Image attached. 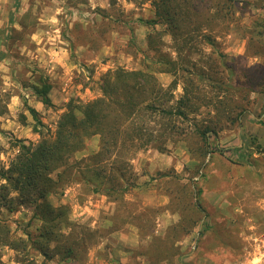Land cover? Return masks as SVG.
I'll return each instance as SVG.
<instances>
[{"label":"rangeland","instance_id":"obj_1","mask_svg":"<svg viewBox=\"0 0 264 264\" xmlns=\"http://www.w3.org/2000/svg\"><path fill=\"white\" fill-rule=\"evenodd\" d=\"M234 9L230 21L212 23V44L194 34L188 59L205 82L195 74L192 80L209 104L189 115L191 126L183 122L185 135L165 152L147 149L128 158L124 176L114 179V186H126L124 193H94L73 166L63 189L47 195L52 208H67L75 233L90 234L86 247L75 250L78 261L56 255L46 264H264V0H236ZM153 18L151 0H0V167L14 158L15 139L39 140L34 126L53 132L69 100L100 96L97 86L107 72L144 65L155 71L159 57L177 59L165 27L143 24ZM10 23L13 43L3 55L2 31ZM153 33L163 42L159 50L148 45ZM155 75L165 87L174 79ZM39 76L52 86V107L32 95ZM176 80L177 100L184 81ZM25 105L36 110L40 125ZM203 126L215 132L210 146L224 153L215 147L204 153L194 133ZM97 144L92 138L75 159L95 154ZM33 213V206L0 209V218L14 240H25L38 226ZM69 230L61 228L65 235ZM27 255L42 261L29 247H0L2 264H20Z\"/></svg>","mask_w":264,"mask_h":264},{"label":"trees","instance_id":"obj_2","mask_svg":"<svg viewBox=\"0 0 264 264\" xmlns=\"http://www.w3.org/2000/svg\"><path fill=\"white\" fill-rule=\"evenodd\" d=\"M235 2L151 0L154 18L143 21V24L165 27L164 33L171 37L176 55H179L177 59L159 57L153 63L155 71L144 65L145 69L118 68L107 72L97 86L100 96L86 103L69 100L58 116L53 132L43 134L34 126L33 132L39 137L36 143L13 141L16 154L7 168L0 167V209L12 213L17 207L33 206L32 219L37 220L38 226L33 232H25V240H14L6 221L0 218V247L7 246L16 252H24L29 247L42 257V261L37 262L34 257L23 256L18 260L20 264H46L56 255L64 261H78L75 250L82 244L86 247L90 232L75 233L67 220V208H52L47 195L63 189L69 182V171L73 166H77L82 181L94 185V193L107 196L117 191L124 193L128 190L126 186H114V179L124 176L128 158L147 149L165 152L167 143L178 141V137L185 135L187 130L183 122L191 126L189 115L209 104V98H200L195 92L199 90L192 80L194 65L188 59L193 41L199 36L202 42L212 44L209 35L212 23L215 20L230 21ZM2 32V53L9 55L14 32L11 23ZM160 38L157 39L156 33L148 34L149 47L159 50L163 43ZM183 52L185 54L181 56ZM155 72L171 74L174 79L165 87ZM195 75L200 82H205L200 78L202 74ZM176 76L184 81L182 96L177 100L174 97ZM51 89L48 79L42 76L31 86L32 95L45 107L53 106L49 97ZM25 109L35 124L40 125L36 110L27 105ZM3 113L0 109V116ZM194 133L202 141L205 154L211 153V147L224 153L218 146H210L208 139L215 133L211 127H194ZM94 137L98 138L97 152L86 159L76 160V154L85 150ZM106 163L108 169L103 165ZM190 198L193 199L191 193ZM63 226L70 228L66 235L61 232Z\"/></svg>","mask_w":264,"mask_h":264},{"label":"clouds","instance_id":"obj_3","mask_svg":"<svg viewBox=\"0 0 264 264\" xmlns=\"http://www.w3.org/2000/svg\"><path fill=\"white\" fill-rule=\"evenodd\" d=\"M32 39L36 40L37 38H36V36H33ZM37 43H39L38 40H37ZM38 51H39V50H38ZM50 54L53 55V56L55 55L54 53H50ZM15 103H16V99L13 98V100H12V104H10L9 107L11 108L13 105H15ZM37 107H39V105H37ZM253 264H256V262L253 261Z\"/></svg>","mask_w":264,"mask_h":264}]
</instances>
